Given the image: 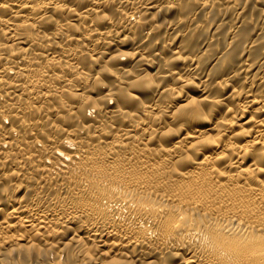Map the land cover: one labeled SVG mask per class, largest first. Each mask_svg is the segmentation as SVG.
Masks as SVG:
<instances>
[{
	"label": "bare ground",
	"instance_id": "6f19581e",
	"mask_svg": "<svg viewBox=\"0 0 264 264\" xmlns=\"http://www.w3.org/2000/svg\"><path fill=\"white\" fill-rule=\"evenodd\" d=\"M237 2L0 0V264H264V2L239 64L195 35Z\"/></svg>",
	"mask_w": 264,
	"mask_h": 264
},
{
	"label": "rangeland",
	"instance_id": "374dc122",
	"mask_svg": "<svg viewBox=\"0 0 264 264\" xmlns=\"http://www.w3.org/2000/svg\"><path fill=\"white\" fill-rule=\"evenodd\" d=\"M238 2V9H237V12L238 11H240L239 12V15H247V16H250V17H252L251 18V21H252V25H240L239 26V28H237V30H236V33H238V34H234L233 36H236V38H234V40L232 39V37H230L231 38V41H230V38H228V39H226V37H227V35L230 33V30L228 29V27H226V24H221V26H220V29L219 28H217V30H212L213 28V25H212V23L215 21V20H217L218 19V17L219 18H223L225 21L226 20H229V19H231V20H236V18H235V16H236V11H235V9L234 8H232V6L230 5V7H228V8H226V9H221V11L219 12V13H217L218 11L217 10H215L214 11V13L212 14V12L211 13H209L208 14V16H209V18H207V17H203V15H201V14H198L197 15V18H199L198 20H202L201 22L202 23H204L205 24V26L204 25H201V26H199V28L198 29H200V30H197L198 32H195L196 34L195 35H198V37L196 38V39H198L197 41L198 42H202V41H204V40H206V37L208 38L209 37V39L211 40V38H212V41L214 42L213 43V47H214V50H223V45H225L224 43H227L228 41H229V43H228V45H225V46H227L226 47V49L224 50L225 51V55L227 54L226 52H230V53H232V57H231V60L233 61V63L234 64H236V63H238V61H239V56H240V53H241V51H240V49H241V41H242V39H248V38H250V37H255V35L253 36V34H254V32H253V30H252V26H253V24H254V22L256 21V19L257 18H259L258 16V14L260 13V8L262 7V5L261 4H263V2H264V0H237ZM243 3V4H242ZM243 5V6H242ZM241 6H242V9H241ZM261 6V7H260ZM220 8L222 7V5L221 6H219ZM260 7V8H259ZM218 8V7H217ZM228 9V10H227ZM240 9V10H239ZM244 9V10H243ZM223 10H224V12H223ZM225 10H226V12H225ZM233 11H235L234 13H233ZM216 13V14H215ZM212 14V15H211ZM215 14V15H214ZM177 15H179V16H181V14L178 12V10L177 11H167V12H165V13H160L159 12V15H157V17H156V22L157 23H162L160 20H165L166 22L168 21V20H170L169 18H172V17H175V16H177ZM164 16L166 17L165 19H164ZM183 16V15H182ZM216 16V17H215ZM232 17H234L233 19H232ZM254 17V18H253ZM205 18H207V19H205ZM213 19H214V21H213ZM210 21L209 23H211V24H209L208 23V21ZM165 21H163L164 23H162L161 24V28H160V35L159 36H161L160 38H159V40H161L162 41V39L165 37V31H164V25L166 24V22ZM206 21V22H205ZM200 22V24H202ZM207 23V24H206ZM239 24V23H238ZM207 25V26H206ZM208 25H210L209 27V29H207L206 30V28L205 27H207L208 28ZM181 26H182V28H181ZM186 27V26H185ZM185 27H184V23H182L181 25H180V27L179 28H181L182 30L183 29H185ZM202 27V28H201ZM204 28V29H203ZM227 29H228V31H227ZM250 29V30H249ZM171 31V30H170ZM200 31H202V32H200ZM225 31H227V32H225ZM212 32V33H211ZM247 32V33H246ZM174 32L172 31V36L171 37H174V34H173ZM177 33V35L175 34V38H176V42H178V40H179V38L182 36H179V33L178 32H176ZM199 33V34H198ZM161 34H163V35H161ZM185 34H188V35H190L191 33L190 32H187L186 33V31H185ZM184 34V36H188V35H185ZM205 34V35H204ZM208 34V35H207ZM191 35H193V32H192V34ZM195 35H193V36H195ZM213 35V36H212ZM217 35H219V37L217 36ZM221 35H223V36H221ZM238 35H239V37H238ZM241 35V36H240ZM247 35V36H246ZM225 36V37H224ZM232 36V35H231ZM188 37H191V36H188ZM214 37V38H213ZM224 37V38H223ZM262 37H264V34H263V36ZM262 37L260 38V39H258L259 41H261V44L260 43H258V44H256V45H253V46H251L250 48H249V50H248V54H247V56L249 57V58H253V57H256L258 54H259V52H260V45H262L263 43H264V38L262 39ZM218 38V39H217ZM173 39V38H172ZM170 39L168 42H164V43H161V47H162V55H163V57H166L167 59L169 58V56L171 55L170 54V52H169V48L170 47H172L171 45L169 46V44L168 43H173L174 41H175V39ZM226 39V40H225ZM172 40V41H171ZM184 40H187V39H184ZM228 40V41H227ZM233 40V41H232ZM189 41V40H188ZM157 42V41H156ZM223 42V43H222ZM239 42V43H238ZM150 45L151 46H149V49H152V48H154L155 47V44H153V43H150ZM165 46V47H164ZM229 46V47H228ZM129 47H131V45H130V43L129 44H123V45H121L120 46V48H122L123 50H128L129 49ZM252 48V49H251ZM251 49V50H250ZM130 50V49H129ZM227 50V51H226ZM112 54V53H111ZM170 54V55H169ZM129 59V58H128ZM151 59H152V62L155 64V66L156 67H154V66H148V70L149 71H155V69L158 67L157 66V63H161L163 66L161 67V68H163L164 66L166 67H168V65H171V61H167L166 63L164 62V61H162L161 59H159V57H151ZM130 60V59H129ZM153 60H155V61H153ZM168 60H170V59H168ZM201 60H203V58L201 59ZM239 64V63H238ZM161 68H157V69H159V70H161ZM210 68V65L208 66V69ZM153 71V72H154ZM100 81H102L103 80V82L104 81H106V82H108L109 80H111L112 79V75L110 74V73H105V74H102L101 76L98 74L97 76H96ZM100 77V78H99ZM195 80H196V78H195ZM99 81V82H100ZM151 87H150V85L147 87V89L146 90H148V89H150ZM187 89V88H186ZM95 90V89H94ZM146 90H144V91H146ZM188 90H190V87L188 88ZM190 92L191 93H197L196 91H192V90H190Z\"/></svg>",
	"mask_w": 264,
	"mask_h": 264
}]
</instances>
